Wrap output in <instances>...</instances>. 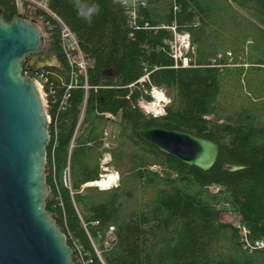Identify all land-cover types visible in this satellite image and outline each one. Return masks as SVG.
<instances>
[{
    "label": "trees",
    "instance_id": "16d2710c",
    "mask_svg": "<svg viewBox=\"0 0 264 264\" xmlns=\"http://www.w3.org/2000/svg\"><path fill=\"white\" fill-rule=\"evenodd\" d=\"M36 1H44L71 29L88 62L89 89L81 86L82 78L80 86L69 90L64 111L55 105L48 109L52 123L46 172L52 198L47 208L63 228L75 259L74 240L92 264H264V249H244L238 229L222 218L230 209L250 229L251 240L264 239V0H81L80 8L73 0ZM20 5L23 14L57 25L47 53L67 76L57 20L29 0ZM92 5H99V13L89 23L80 13L86 15ZM0 11L9 21L20 6L16 0H0ZM167 26L189 33V66H175L170 48L174 34ZM153 87L171 100L158 117L138 104L141 98L152 100ZM55 88L60 96L66 87ZM105 113L118 117L111 154L120 184L81 190L99 179L109 124ZM153 125L215 141V164L206 171L188 166L136 136L138 128ZM68 157L73 195L62 182ZM226 165L244 168L229 171ZM212 186L218 190L211 192ZM110 226L116 241L105 250Z\"/></svg>",
    "mask_w": 264,
    "mask_h": 264
},
{
    "label": "water",
    "instance_id": "95a60500",
    "mask_svg": "<svg viewBox=\"0 0 264 264\" xmlns=\"http://www.w3.org/2000/svg\"><path fill=\"white\" fill-rule=\"evenodd\" d=\"M47 47L36 18L19 13L7 21L0 11V264H77L63 228L47 208L50 124L37 83L23 74L29 60L45 68L59 64L46 56ZM50 77L61 85L62 77ZM136 136L201 170L212 168L218 157L215 141L191 132L153 125L138 128Z\"/></svg>",
    "mask_w": 264,
    "mask_h": 264
},
{
    "label": "built area",
    "instance_id": "2783aa9c",
    "mask_svg": "<svg viewBox=\"0 0 264 264\" xmlns=\"http://www.w3.org/2000/svg\"><path fill=\"white\" fill-rule=\"evenodd\" d=\"M29 1L33 2L38 6H42V8L48 11L57 20L59 27L60 43L68 61V67H69L68 73L66 79L62 80L61 83V85L65 86L66 88L65 91L62 94H60V96L58 95L57 89L55 88V85L57 84L50 77V73L56 74V72H51L44 69L33 72L28 67H25L23 69V74L29 76L37 83L47 109L49 124H51L52 115L48 113L49 108H52L55 105L57 106L56 110L58 112L64 111L70 96L69 90L80 86L79 84L82 78L84 79V84L81 86L86 91L89 89V86L87 84L88 62L79 46V43L74 33L60 18H58L53 12H51L47 8V6L43 5L44 1L42 2L36 0H29ZM16 2L18 4L22 2V0H16ZM132 15L134 17L135 13H132ZM37 20L38 22L41 23L49 43L52 40V35L57 25L50 21L44 22L42 16H40ZM167 28L171 29L174 34V39L170 42V46L172 52L171 55L175 60V64H176L175 66L176 67H178L179 65H181L182 67L189 66L190 58L187 55H185L186 52L183 51V49H189L190 47L193 49L189 41V33L177 32L175 26H167ZM179 40L181 43L178 45L177 41ZM227 55L231 56V53L227 52ZM146 77L147 75L143 76L141 79H139V82L144 81ZM132 85L133 84L129 85V87H131ZM150 91L151 92L149 93L150 95H152L154 100L155 99L158 100V98L156 97L157 93H162V95H164L161 90L156 89L154 87ZM145 93H147V91H145ZM127 97L129 98V96ZM163 101L164 100H162V102ZM138 104L147 114L152 115L153 117H158L165 113L166 104L164 103L158 105L160 109H156V106H154L156 105V103L154 101L152 100L147 101L144 98H141ZM83 113H84V107L82 109L80 119L77 123L74 134L72 136L69 152L74 146V142L77 136V132L80 126ZM104 115L109 119L111 125H109V127L104 131L103 145H102L103 153L100 158V166H99L101 168L102 173L99 174L98 180L85 183L84 185H95L102 189L105 188L110 189V188H116L120 184L119 173L112 165V154H111V148L114 146V143L111 141V139L115 137V131L113 130L117 122V116L111 113H105ZM89 145H91V143H89ZM62 182L64 186H66L69 189L70 194L73 195V191L71 188V171H70L69 157L67 160V166L62 174ZM102 182L106 183V186H103ZM81 222L88 234V237L93 245V248L97 256L102 260L101 251L98 249L95 240L89 234L88 223L85 222L82 218H81ZM92 224L97 225L98 221H93ZM232 224L238 229L239 239L244 249H248L250 251L264 249V239L251 240V231L245 224H243L242 222H238L237 224L234 223ZM115 241H116L115 228L114 226H110L109 230L106 232V237L103 240V248L105 250L110 249L111 245ZM73 243L77 251V258L75 259L77 264H92V260L89 258L88 253L84 251L82 246L78 244L76 240H74Z\"/></svg>",
    "mask_w": 264,
    "mask_h": 264
},
{
    "label": "rangeland",
    "instance_id": "374dc122",
    "mask_svg": "<svg viewBox=\"0 0 264 264\" xmlns=\"http://www.w3.org/2000/svg\"><path fill=\"white\" fill-rule=\"evenodd\" d=\"M21 3V2H20ZM20 3H18V5L20 6V13L21 14H23V12H24V9H23V7H21V5H20ZM43 5H45L46 6V4H45V2H44V4ZM38 6V5H37ZM40 7H42V6H40ZM177 31V30H176ZM177 32H179V31H177ZM181 33V32H180ZM189 40H190V35H189ZM177 43H178V45L181 43L180 42V40L179 41H177ZM183 51L184 52H186L185 53V55H187L189 58H190V56H189V54H190V52H193V49L190 47L189 49H183ZM188 52V53H187ZM219 56H221V54H219ZM228 56V55H227ZM229 57V56H228ZM49 58L50 59H52V60H56V61H58L57 60V58L54 56V55H50L49 56ZM154 88H156V89H159V90H161L162 92H163V94L164 95H162V97L159 99L158 97H157V94H156V97L158 98V100H154V98L152 97V101H154L155 103H156V105H154V106H156V109H160L159 107H158V105L159 104H168L171 100H170V98L165 94V91L163 90V89H161V88H158V87H154ZM151 92V91H150ZM161 94V93H160ZM152 96V95H151ZM166 96V97H165ZM162 100H164L163 102H162ZM142 108V107H141ZM146 113V112H145ZM117 122H118V117H117ZM117 122H116V124H115V126H114V130L113 131H115V136H116V134L118 133V124H117ZM109 125H111L110 124V122H109V124H108V126L106 127V129L109 127ZM105 129V130H106ZM115 138V137H114ZM114 138H112L111 139V141L114 143L115 141H114ZM101 158V157H100ZM99 166H100V162H99ZM157 167V166H156ZM100 168V167H99ZM100 173H102V171H101V168H100ZM99 173V174H100ZM72 179H73V181L75 182V183H77V182H80L81 181V179L77 176V173L75 172V169L73 168V174H72ZM78 184V183H77ZM85 186H95V185H83L82 186V188H81V190H83V188L85 187ZM95 187H97L98 189H102V188H99L98 186H95ZM107 188H105V189H102V190H106ZM210 190H211V192H216L217 190H218V187H216V186H212V187H210ZM222 218L225 220V221H227V222H231V223H234V224H237L238 222H241L240 221V218H239V216L237 215V213H235L234 211H232V210H230V209H228L227 211H225L224 213H222Z\"/></svg>",
    "mask_w": 264,
    "mask_h": 264
},
{
    "label": "clouds",
    "instance_id": "9594fccd",
    "mask_svg": "<svg viewBox=\"0 0 264 264\" xmlns=\"http://www.w3.org/2000/svg\"><path fill=\"white\" fill-rule=\"evenodd\" d=\"M74 4L77 6V8H80L81 5V0H73ZM120 3H128V0H118ZM99 13V5H92L91 7L88 8L87 14L85 15L83 12L80 14L86 18L89 23L92 21V17L96 14Z\"/></svg>",
    "mask_w": 264,
    "mask_h": 264
},
{
    "label": "flooded vegetation",
    "instance_id": "af4514ba",
    "mask_svg": "<svg viewBox=\"0 0 264 264\" xmlns=\"http://www.w3.org/2000/svg\"><path fill=\"white\" fill-rule=\"evenodd\" d=\"M45 54L49 58L47 50H46ZM39 59L42 61L41 58H39ZM25 64H26V67L30 68L33 72L34 71H38V70H42V69L47 70V68H50V67H46V68L45 67H41V65L38 63V61H35V63H32V61L29 60L28 62H25Z\"/></svg>",
    "mask_w": 264,
    "mask_h": 264
},
{
    "label": "crops",
    "instance_id": "0c3cea01",
    "mask_svg": "<svg viewBox=\"0 0 264 264\" xmlns=\"http://www.w3.org/2000/svg\"><path fill=\"white\" fill-rule=\"evenodd\" d=\"M59 62V61H58ZM51 68L54 69V72H56V74L59 76V77H62L61 80H65L66 79V75L63 74L60 70L63 68L62 67V64L59 62V64H54L51 66Z\"/></svg>",
    "mask_w": 264,
    "mask_h": 264
},
{
    "label": "bare ground",
    "instance_id": "6f19581e",
    "mask_svg": "<svg viewBox=\"0 0 264 264\" xmlns=\"http://www.w3.org/2000/svg\"><path fill=\"white\" fill-rule=\"evenodd\" d=\"M190 41V40H189ZM170 48H171V46H170ZM172 53V52H171ZM229 57H232V54H231V56H229ZM234 65V64H233ZM157 97L160 99L161 97H162V93L160 94V93H157ZM102 185L103 186H106V183H103L102 182Z\"/></svg>",
    "mask_w": 264,
    "mask_h": 264
}]
</instances>
